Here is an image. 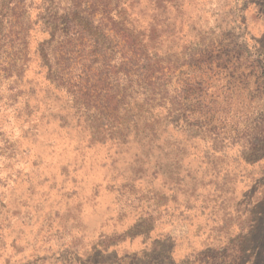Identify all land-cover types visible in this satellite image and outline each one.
Wrapping results in <instances>:
<instances>
[{"label": "rangeland", "instance_id": "obj_1", "mask_svg": "<svg viewBox=\"0 0 264 264\" xmlns=\"http://www.w3.org/2000/svg\"><path fill=\"white\" fill-rule=\"evenodd\" d=\"M0 264H264V0H0Z\"/></svg>", "mask_w": 264, "mask_h": 264}]
</instances>
